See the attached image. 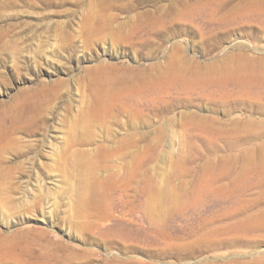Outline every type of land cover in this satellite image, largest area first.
I'll use <instances>...</instances> for the list:
<instances>
[{
  "label": "rangeland",
  "instance_id": "374dc122",
  "mask_svg": "<svg viewBox=\"0 0 264 264\" xmlns=\"http://www.w3.org/2000/svg\"><path fill=\"white\" fill-rule=\"evenodd\" d=\"M0 264H264V0H0Z\"/></svg>",
  "mask_w": 264,
  "mask_h": 264
},
{
  "label": "bare ground",
  "instance_id": "6f19581e",
  "mask_svg": "<svg viewBox=\"0 0 264 264\" xmlns=\"http://www.w3.org/2000/svg\"><path fill=\"white\" fill-rule=\"evenodd\" d=\"M108 100H109V98H108ZM106 102H108V101H106ZM104 104V103H103Z\"/></svg>",
  "mask_w": 264,
  "mask_h": 264
}]
</instances>
